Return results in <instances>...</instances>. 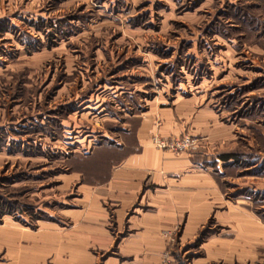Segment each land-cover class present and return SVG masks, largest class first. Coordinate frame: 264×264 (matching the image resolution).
Instances as JSON below:
<instances>
[{
  "label": "rangeland",
  "instance_id": "1",
  "mask_svg": "<svg viewBox=\"0 0 264 264\" xmlns=\"http://www.w3.org/2000/svg\"><path fill=\"white\" fill-rule=\"evenodd\" d=\"M180 102L220 127L200 145L218 191L189 235L174 205L152 257L130 219L169 184L122 224L100 189ZM0 264H264V0H0Z\"/></svg>",
  "mask_w": 264,
  "mask_h": 264
},
{
  "label": "crops",
  "instance_id": "2",
  "mask_svg": "<svg viewBox=\"0 0 264 264\" xmlns=\"http://www.w3.org/2000/svg\"><path fill=\"white\" fill-rule=\"evenodd\" d=\"M185 106L186 103L180 102L175 109L162 108L159 111L151 109L145 112L136 134V144L140 151L125 158L122 164L114 169L111 181L100 189L99 196L116 200L118 216L121 219L119 224H122L127 209L141 195L146 179L152 184L162 185L163 181L169 184V189L156 190V192L159 190L157 195L160 198L156 196L154 199L152 195L154 196L156 192L147 190L141 204L150 202L149 204L155 208L154 212L135 214L130 219L131 226L137 229L130 238H135L131 240V244H138V239L142 240L141 245L146 242L150 246L152 257H156L162 251L163 243L158 235L159 230L171 226L177 219L174 215V205L180 210L188 209L185 233L189 235L210 213L214 197L210 200L209 195L218 191L213 178H210L202 166L204 153L201 154L203 147L200 145L212 142L211 138H215L216 135L220 138V127L217 126L215 129V123L212 124L211 120L206 119L204 111L198 112L194 119H189L186 113L190 111ZM156 112L159 117H156ZM186 120L193 121L195 133L186 132ZM156 132L169 138L181 137L188 133L197 139L204 137L205 140L197 142L192 150L174 153L153 145L152 136ZM172 193L177 198L175 204L167 200ZM182 196L184 198L179 200ZM97 199L100 201L101 198L95 195L93 203ZM138 236L140 238H137ZM235 245L238 246L236 243Z\"/></svg>",
  "mask_w": 264,
  "mask_h": 264
},
{
  "label": "built area",
  "instance_id": "3",
  "mask_svg": "<svg viewBox=\"0 0 264 264\" xmlns=\"http://www.w3.org/2000/svg\"><path fill=\"white\" fill-rule=\"evenodd\" d=\"M153 143L158 149L181 153L192 148L197 143V139L192 135L169 138L155 134Z\"/></svg>",
  "mask_w": 264,
  "mask_h": 264
}]
</instances>
